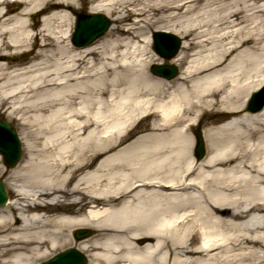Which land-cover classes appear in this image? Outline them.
<instances>
[{
	"label": "bare ground",
	"instance_id": "obj_1",
	"mask_svg": "<svg viewBox=\"0 0 264 264\" xmlns=\"http://www.w3.org/2000/svg\"><path fill=\"white\" fill-rule=\"evenodd\" d=\"M198 1L138 9L146 21L176 18ZM126 3L89 11L120 22ZM205 4L214 6L205 18L164 29L183 38L168 79L148 70L156 55L135 40L136 24L113 22L75 47L72 0H0V103L38 126L37 142L22 130L26 157L3 169L0 264H31L66 244L89 251L86 264H264V107L247 105L264 81V0ZM31 42L37 58L8 67L7 48L24 55ZM146 117L151 125L126 140ZM78 230L92 234L74 241Z\"/></svg>",
	"mask_w": 264,
	"mask_h": 264
},
{
	"label": "rangeland",
	"instance_id": "obj_2",
	"mask_svg": "<svg viewBox=\"0 0 264 264\" xmlns=\"http://www.w3.org/2000/svg\"><path fill=\"white\" fill-rule=\"evenodd\" d=\"M75 4H77V7H73V6H68V10L71 15H72V21H71V29H72V25L74 22V16H73V12L74 11H84V12H88L92 6H94L97 3H102V2H107V1H103V0H72ZM206 0H199L196 3V8L193 9L192 11H185V9L183 8L181 15H179V17L176 18H171L169 16L168 12H163L158 16V19H154L151 18L149 20L146 21V16H147V12L143 13L141 12L138 8H147V6L149 5H157L161 2V0H126L127 7L124 8L121 12L122 16H124L123 20L120 22H116L115 20H112L111 17L110 18V24H112L113 22L115 24H119L121 27H128L130 25L136 24V26H138L137 31H138V35L135 37V40L138 41V43L141 44H146L147 45V52H149V55H151V52H153L152 48H151V34L153 31L155 30H164L170 27H178V21H180L181 23L188 25L190 21H192L195 17L196 14H201L200 17L205 18L206 15L208 13H210V10L214 8V6H208L205 4ZM205 11L207 13H205ZM11 13V12H10ZM48 12L45 11L44 13L41 14H37L33 17V19L31 21L35 22V27L34 30H39L41 27V19H42V15L43 14H47ZM101 13V12H100ZM115 16V15H112ZM59 28L63 29L65 28V26H59ZM211 26H206L204 27V29L208 30L210 29ZM144 37H149V41L144 40ZM183 40V38H182ZM70 41V40H69ZM61 43H66L61 42ZM30 48H32V50H30L29 53L22 55V50H14L12 47L7 48V55L9 56L8 60H5V62L7 63L8 67L10 68H14V67H21L23 63L29 61L31 58L35 59L37 58V52H38V47L33 44V42H31V46H29ZM156 56L153 57L152 61L149 63L148 65V70L151 72L150 70V65L152 63H167V64H174L171 59H163L161 57H159L155 52H153ZM177 66V65H176ZM178 68V72H179V67ZM153 74V73H152ZM8 104H1L0 103V118L3 120H6L8 122H10L14 128L16 129L20 140L22 142L23 145V154L21 157L20 162L22 161L23 158L26 157L27 153H26V148L23 144V139H22V130H24V132H26V134H28V138L32 141V142H37L36 139V132L38 129V126H22V120L18 119L19 114H21L19 112V114L16 116L14 114H11L9 112L10 108H7ZM22 112V110H21ZM150 119L149 117L143 118V119H139L136 124L135 127L137 128V133L131 134L130 136L127 137L126 140H129L130 138L134 137L136 134L144 131V129H146L147 127H149L151 124L149 123ZM200 127L199 130L201 131L202 127L204 126L203 124L199 125ZM193 137H194V133H193ZM195 140V138H194ZM204 144V149H205V143L203 141ZM19 162V163H20ZM18 163V164H19ZM0 164L2 165V167H0V178L2 180H4V182L7 185V177H8V173L5 171L3 172V169L5 168V165H3V163L1 162V158H0ZM16 167V166H15ZM14 168V167H12ZM11 168V169H12ZM5 170H9L7 168H5ZM10 192V196L13 197V192H11V190H9ZM58 208H53L51 209L48 214H56L58 213ZM92 234V232H90L89 234H87L84 237L90 236ZM72 239L75 240H79L76 239L74 237V234H72ZM75 248L73 247V245L70 244H66L60 247H57L56 249L50 250L45 256L43 257H39L37 258L35 261H33V263L31 264H36L38 262H41L47 258H49L50 256H52L54 253H56L57 251L66 249V248ZM76 249V248H75ZM82 254L85 256L86 259V263L88 262L89 258L87 256V254L89 253V251L83 252L81 251ZM85 263V264H86Z\"/></svg>",
	"mask_w": 264,
	"mask_h": 264
},
{
	"label": "water",
	"instance_id": "obj_3",
	"mask_svg": "<svg viewBox=\"0 0 264 264\" xmlns=\"http://www.w3.org/2000/svg\"><path fill=\"white\" fill-rule=\"evenodd\" d=\"M76 21L72 33L71 41L76 46H83L91 43L98 36L102 35L108 28L109 19L100 13H75ZM152 49L163 58L173 57L180 45V38L168 31H155L152 34ZM151 71L154 74L171 78L177 73V68L173 64H153ZM264 105V85L259 90L252 93L248 102V109L258 111ZM196 137L195 154L201 157L204 153L202 136L198 129L194 130ZM21 145L14 127L7 121L0 119V154L7 167L14 166L21 156ZM7 199L5 184L0 180V205ZM90 231L78 230L74 233L76 238L87 235ZM85 256L74 248H68L56 253L49 259L38 264H85Z\"/></svg>",
	"mask_w": 264,
	"mask_h": 264
}]
</instances>
